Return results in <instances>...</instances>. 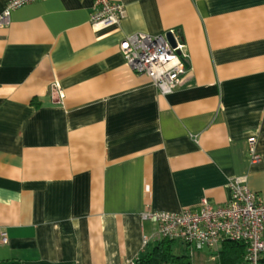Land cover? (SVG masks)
<instances>
[{"label":"crops","instance_id":"0c3cea01","mask_svg":"<svg viewBox=\"0 0 264 264\" xmlns=\"http://www.w3.org/2000/svg\"><path fill=\"white\" fill-rule=\"evenodd\" d=\"M121 2L105 29L93 0H36L0 27V264L133 263L157 243L147 207L223 204L236 177L264 195V0ZM170 29L187 71L162 95L119 43Z\"/></svg>","mask_w":264,"mask_h":264},{"label":"built area","instance_id":"2783aa9c","mask_svg":"<svg viewBox=\"0 0 264 264\" xmlns=\"http://www.w3.org/2000/svg\"><path fill=\"white\" fill-rule=\"evenodd\" d=\"M36 0H10L0 13V27L10 21L16 7ZM125 16L121 0H93L90 23L95 29H105L120 24ZM170 33L174 46L168 41ZM126 64L137 74L147 76L162 95L170 94L181 86L187 71L185 44L175 29L151 35L133 33L119 43ZM57 89V88H56ZM59 97L61 92L57 89ZM250 163L261 160L256 150V139H247ZM229 197L223 204H214L202 198L197 207L179 211H157L147 207L141 212L143 221L154 225L151 237L180 242L192 256L202 249L221 250L225 241L245 243V264H262L264 256V195L251 190L244 177L229 183ZM5 231H0V243H7ZM147 242L144 237L143 243ZM129 264H135L129 263Z\"/></svg>","mask_w":264,"mask_h":264},{"label":"trees","instance_id":"16d2710c","mask_svg":"<svg viewBox=\"0 0 264 264\" xmlns=\"http://www.w3.org/2000/svg\"><path fill=\"white\" fill-rule=\"evenodd\" d=\"M174 241L163 239L157 241L155 246L142 254L135 264H192L190 256L182 253L177 254L174 251ZM246 250L245 243L225 241L219 251L220 264H245L244 254ZM264 264V256L261 259Z\"/></svg>","mask_w":264,"mask_h":264},{"label":"rangeland","instance_id":"374dc122","mask_svg":"<svg viewBox=\"0 0 264 264\" xmlns=\"http://www.w3.org/2000/svg\"><path fill=\"white\" fill-rule=\"evenodd\" d=\"M184 253L190 255L187 250ZM190 260L192 264H220L219 250L204 248L201 251L194 252L190 256Z\"/></svg>","mask_w":264,"mask_h":264},{"label":"water","instance_id":"95a60500","mask_svg":"<svg viewBox=\"0 0 264 264\" xmlns=\"http://www.w3.org/2000/svg\"><path fill=\"white\" fill-rule=\"evenodd\" d=\"M166 37H167L168 41L171 43V45L174 46L173 38H172V36H171V34L169 32L166 33Z\"/></svg>","mask_w":264,"mask_h":264}]
</instances>
